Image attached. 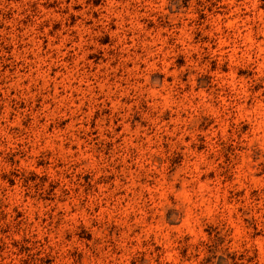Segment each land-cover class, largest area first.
Here are the masks:
<instances>
[{
  "label": "clouds",
  "instance_id": "clouds-1",
  "mask_svg": "<svg viewBox=\"0 0 264 264\" xmlns=\"http://www.w3.org/2000/svg\"><path fill=\"white\" fill-rule=\"evenodd\" d=\"M203 2L199 10L207 12L214 0ZM196 4L191 0L186 13L183 0H105L99 7L87 0H0V264L49 257L55 264H200L201 245L216 242L204 229L217 225L223 264H264V63L241 77L252 56L236 55L240 46L256 55L251 38L264 36L262 0L217 5L228 7L230 29L245 35L236 48L229 44L230 61L224 50L215 72L221 49L205 63L203 48L211 44L191 47L187 21L196 20ZM73 15L75 35L65 27ZM177 21L185 22L177 43L190 61L197 54L183 68L175 66L170 44ZM105 35L112 44L99 43ZM90 55L101 56L98 65ZM213 118L219 127L203 132ZM201 135L208 144L203 154ZM229 146L233 164L221 168ZM181 156L186 163L177 165ZM241 157L228 199L242 184L249 195L224 210L235 218L225 226L218 219L223 191L217 199L214 183L201 177L231 178ZM85 174L87 184L78 179ZM89 232L90 241L78 239Z\"/></svg>",
  "mask_w": 264,
  "mask_h": 264
},
{
  "label": "rangeland",
  "instance_id": "rangeland-1",
  "mask_svg": "<svg viewBox=\"0 0 264 264\" xmlns=\"http://www.w3.org/2000/svg\"><path fill=\"white\" fill-rule=\"evenodd\" d=\"M12 0H9V3H11ZM18 2V0H17ZM88 3L92 4L95 7H99L101 4L105 3V0H87ZM211 2V0H210ZM191 3V0H183V7L185 12L187 13V9L189 7ZM218 4H222V0H214V2H212V6L207 8V12L204 11H200L199 9L204 7V2L203 0H197V4H196V8L193 10L195 12V16H196V20L195 21H187V27L189 29H193V41L191 43V47H196L198 45H208L211 44V47H204L203 48V52H204V61L205 63H207V61L209 60V57L211 54L216 53L217 48L221 49V55L216 56V58L212 61V72H215V64H217L219 62V60L221 59L224 50H228L229 51V55H228V60L230 61L233 57L231 54V49L229 48V44H232L233 48H236L237 45L235 44V41L238 39L239 36L245 35L243 33H236L234 32L232 29H230L229 25L232 24V18L229 15V9L226 5H222L220 8H217ZM81 10V7L79 5L74 7V12H78ZM169 11H171L169 9ZM261 11H264V0H262V7H261ZM176 13H173V15H175ZM94 18L95 19H99L100 18V14L99 13H93ZM10 19V17L8 18ZM169 23H171V21H169ZM184 21H177L176 22V28H177V33H176V39L172 40L170 39V44H176V48L175 51L178 54L177 58L175 60V66L176 67H180L183 68L186 64L190 63L191 61H195L197 59V54L194 52L192 53L191 56V61L188 59L187 55L183 52V44L182 43H177V41L180 39V30L184 28ZM88 24L90 25L91 22H88ZM76 25H77V17L75 15H73L71 17L70 23L68 25H65V27H71L73 29V35H75V29H76ZM46 26V25H45ZM87 26V25H86ZM61 25L59 23H57L55 25V30L53 32H51L49 34V36L47 37V39L45 41H43V46L46 48L47 47V40L52 39L53 37L56 36V33L60 30ZM112 30H115V21L113 20L112 24L110 25ZM154 27V25H150L149 26ZM98 30V29H97ZM254 32L259 33L260 31V27L259 25H257L256 27H254L253 29ZM204 32H209V33H213V37H209V36H205L203 35ZM65 35H67V33H65ZM162 35H167L166 33L162 34ZM229 37H231V40H229ZM224 40L225 43L224 45L220 44V41ZM251 40L255 41V50H256V55H253L251 51L246 50L245 48H243L242 46L238 47V50L236 52V55L240 58H245L246 56H252V66L249 68V70L247 72H245L243 69H240L237 73L238 76H247V75H251L252 73L256 72L257 70L260 69V63H264V60L259 59V52H260V48L264 47V44H262L261 42L264 41V36H260L259 38H257L256 36H253L251 38ZM99 43L102 44H112L113 40L112 37L110 35H105L103 37L100 38ZM129 43H131V40H129ZM242 41H241V45H242ZM68 47H70L71 45H67ZM250 46H251V42H250ZM102 56V53H101ZM101 56H94V55H90L88 57L89 60L95 61L96 64L98 65L101 59ZM107 62V61H105ZM201 67H204V64L200 65ZM170 70H174L170 69ZM222 71L224 73H227L228 71V67L227 64L224 66V68L222 69ZM54 75V73H53ZM206 79H208V77H206ZM185 80H187V77H185ZM223 81H221L222 83ZM169 83H171V78H169ZM188 91H193V89L189 88ZM195 91H200V89H195ZM185 95H187V92L185 93ZM221 101H224V98L221 97ZM21 108L25 107L24 104L20 105ZM138 119V118H137ZM41 123H43V120H41ZM213 125H215L216 127H219L218 124H216L215 118H213V120L211 121V123H209L207 125V127L205 126H201V130L203 132H208L210 129L211 130H215L213 128ZM53 129H49V132H52ZM119 131V129H118ZM249 131V128L247 126H245L244 128V132L247 133ZM191 137L186 138V143L188 140H190ZM206 136L201 135L199 137V147L197 149V151L200 154H203L206 149L208 148V144L206 143ZM184 149L181 148V152H183ZM199 157H197L198 159ZM49 159H51L49 157ZM221 159L224 161V165H218L219 167L223 168L225 165H232V149L231 146H229L228 152L227 154H223L221 153ZM242 162V157L239 158L238 162L233 165L231 167V178H228L227 176H224L223 174L219 177H217L216 173L213 172L210 176H204L201 177V182H205V181H212L214 183L215 186V193H216V198L219 199V194L221 193V191H223L224 194V201L218 206L219 207V217L218 219L220 221L224 222V225L226 226L227 223L229 222H235V218L226 215L225 213V209L230 210L233 206V200H236V202L238 203L240 198H246L249 195V185L246 184H242V190L239 191L238 196L233 197L232 199H228V197L231 195V190L229 189V185L233 184V183H238L237 181V176L239 175L238 169L240 168V163ZM177 165H184L186 163L185 159L181 156L178 157L176 160ZM187 163L192 165V171H195V166H196V159H191L189 161H187ZM38 167H48V165H45L43 163L39 164ZM262 167H264V165H262ZM185 171H188V168H185ZM260 175H264V173H261ZM33 179H35V176L33 177ZM66 179H70L69 177H66ZM78 179H83L85 181V184H87L90 181V176L85 174L83 177H78ZM257 179H259V176L257 177ZM42 182L43 183H47L48 182V177L44 176L42 178ZM13 187H15V183L13 182ZM56 187H59V185L57 184ZM209 187H212V185H209ZM125 188H127V185H125ZM55 190V189H53ZM149 191H151V186L148 188ZM76 193L78 194L80 189L77 188ZM91 188L89 187H85V192L86 193H91ZM96 191H99V189L97 188ZM65 194L67 195V190H65ZM125 193H121V195H124ZM257 195V193L253 192V197H255ZM49 199L51 198V194L49 193ZM61 203H64V201H61ZM125 207H127V204H125ZM97 212L100 211V208L96 209ZM73 213H75V209H73ZM133 219H137V217H133ZM119 220V218H118ZM116 221H114L115 223ZM119 222L123 223L122 220H119ZM93 227H95V225H93ZM223 230V228L220 225H217V227L215 228H205L204 231L207 235H209V237H212L213 233H215V243H208V244H202L201 245V251L204 255V259L200 260V264H223V256L217 257V253L221 252L222 248H223V244H224V238H222L220 236V232ZM114 231V229H113ZM111 234V233H110ZM121 235L123 236V233H121ZM91 233H87L86 235L83 236H79L78 239L80 240H91ZM68 239L70 240L71 237L69 236ZM183 256L187 255V249L184 250V252H182ZM67 259V258H66ZM197 260H199V255L196 257ZM42 264H55V261L49 257L48 259L42 261ZM130 264H134V262H130Z\"/></svg>",
  "mask_w": 264,
  "mask_h": 264
}]
</instances>
